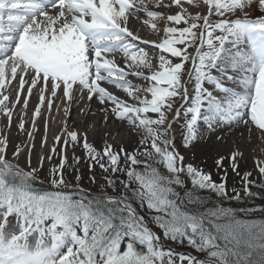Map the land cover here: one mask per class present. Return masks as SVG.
<instances>
[{"label": "snow or ice", "instance_id": "snow-or-ice-1", "mask_svg": "<svg viewBox=\"0 0 264 264\" xmlns=\"http://www.w3.org/2000/svg\"><path fill=\"white\" fill-rule=\"evenodd\" d=\"M254 10L260 13L255 23H245ZM237 33L264 36V0H0V113L6 118L0 132V264H243L245 256L251 264L264 253V222L237 218L238 212L264 213V205L248 213L223 207L226 201H264V156L250 157L248 150L264 141V66L246 85L244 101L230 105L225 135L199 143L194 128L206 96L202 79ZM205 46L198 57L197 106L182 133L183 148L195 159L186 161L183 151L165 150L169 137L162 134L176 99L186 100L181 74L189 49ZM13 80L17 86L7 89ZM29 97L36 100L31 131L24 119ZM85 97L97 111L89 105L85 115L92 122L81 124L73 109L79 112ZM65 101L62 110L57 104L61 118L44 120L37 146L41 109L51 113L54 102ZM122 133L138 140L136 146H124ZM249 158L252 168L242 169ZM229 169L237 178L230 187ZM181 174L193 188L186 201L174 187H183ZM36 182L53 194H34ZM200 191L215 197L213 208L205 207L209 201ZM137 200L155 213L167 239L187 240L205 258L154 250L159 237L134 210Z\"/></svg>", "mask_w": 264, "mask_h": 264}, {"label": "bare ground", "instance_id": "bare-ground-1", "mask_svg": "<svg viewBox=\"0 0 264 264\" xmlns=\"http://www.w3.org/2000/svg\"><path fill=\"white\" fill-rule=\"evenodd\" d=\"M248 3L251 4L252 0H248ZM51 12V10H50ZM42 19V18H41ZM144 33L142 32V35ZM148 35H151V33L149 32ZM137 47L143 48L146 51H149L150 53L153 52L155 53L157 50L151 48L150 45L147 44H138ZM195 55V51L192 53L191 56V62L194 58ZM254 60V59H253ZM220 64V62H218ZM234 70V78L233 81L231 83H233L235 85V88H231V86H228L229 81L227 80V76L224 74H220V70L218 71L217 68H215V71L210 73V76L208 78V80L210 81L209 85L204 84L203 88L206 89L207 92H209V95L207 96V102L205 105L207 106H202L203 110H204V117L202 118L199 127L196 130L197 133V142L199 143H208L210 141H212V139L214 137H216L217 135H225V129L229 128L231 125V121H232V117L229 116V113L231 111L230 105H234L236 99L239 98H244L245 95L247 93L243 92L241 87H244V82L246 78L252 77V74H254V72H256V68H255V64L254 61L253 63H246L245 60V56L243 55L240 60L237 63H234V65L231 67V69L229 71ZM27 78V77H26ZM131 78H135V77H130ZM136 79V78H135ZM134 82V80H133ZM223 82V85L218 86V85H213L212 83H216V84H221ZM136 83V82H134ZM142 81L138 80L137 84H142ZM9 84H13L16 85L17 82L16 81H10ZM27 87V85H26ZM111 89V85L108 86ZM186 89V95H188V87L185 88ZM239 89V90H238ZM231 90V91H230ZM238 90L239 94L235 93V91ZM117 92H119L120 90H116ZM1 92V91H0ZM221 92L222 93V97L221 99H224V101H226V107H225V111H224V115H225V122H226V126L224 128L223 131H218L217 127H216V121H217V116H218V100H219V95L218 93ZM34 93H35V89H34ZM25 93H21V97L23 99ZM12 97H10L11 99ZM36 103V100L29 97V107L27 109L26 114L24 115V119L26 121H28V123H26V128H28L29 131H31V113L33 110V105ZM66 101L62 104H60L59 102H54V107L52 109L51 113H48L45 109H41L42 113H43V118L39 121L37 127H36V140L34 141L37 146L39 145L40 139L42 137V133H43V123L44 120L46 119L47 116L50 115L51 116V122L50 124H52L53 118H61L60 116V112L57 111V104H59L60 109L62 110V108L64 106H66ZM80 105L82 106L81 110L79 112L76 111V107L74 106V116L75 119L77 120V122L83 124L84 122H88L91 123L92 122V117L91 115H85V113L88 112V108L89 105H91L92 111L96 112V105L95 103L89 102L87 101L86 97L82 100L79 101ZM204 104V103H202ZM229 111H227V109ZM17 109H20V105L18 104ZM17 112H15L14 116H13V123L11 125L10 130L13 132V134H15L18 130V124H17V120H18V115ZM153 116L155 114H152ZM0 116H3L2 113H0ZM121 122H116L115 125H113L112 127V131L113 134H115L117 132L116 127L120 124ZM127 121H124L123 124L126 126L127 125ZM2 129H0V132H2V130L5 127L6 124V119H3L2 122H0ZM141 132L146 131L145 129L141 128L140 129ZM21 136H25L26 134L21 132L20 133ZM123 136V143L124 146H131V147H135L136 144L138 143V140L133 139L131 137H129L127 135V133H122ZM50 138V137H49ZM176 140L173 138L172 142ZM171 142V140H170ZM249 156H264V141L261 140H257L255 142H252L249 146ZM187 154V153H186ZM187 156V155H186ZM188 157V156H187ZM245 162H249L250 165L253 166V162L252 159L249 158L246 161H243L241 163V166L244 165L243 163ZM85 184H87V181H85ZM93 188L95 187V185L92 186Z\"/></svg>", "mask_w": 264, "mask_h": 264}, {"label": "rangeland", "instance_id": "rangeland-1", "mask_svg": "<svg viewBox=\"0 0 264 264\" xmlns=\"http://www.w3.org/2000/svg\"><path fill=\"white\" fill-rule=\"evenodd\" d=\"M239 15V13H234V17L233 19L235 18V16ZM260 15V13L258 11H253L251 13V17L252 19L248 20V21H245V23H249V24H252V23H255V18ZM260 34L259 33H253V34H247V33H244V34H240V33H237L235 35H232L230 36L229 38H231L233 40V42H230L229 39L225 42L224 46H223V49L221 51V54L218 56L217 60L219 61L220 59V64H222L223 62V59L225 56H227V52L229 49H231L232 51H235V50H239L240 52H245L246 54H249L250 57L252 56L251 54H256L257 52L259 51H262L264 52V38L259 36ZM249 44L251 46H249ZM196 48H190L189 50H195ZM204 51H206V46L204 47ZM203 51V52H204ZM216 60V61H217ZM216 63V62H215ZM215 63L214 65L210 66L208 71L206 72V74L208 72H210V70L212 71L213 70V67L215 66ZM264 66V64H263ZM199 68V66H198ZM197 68V69H198ZM188 70H189V61L185 64L184 66V71L183 73L181 74V82H185V80L187 79V74H188ZM197 76H198V72L195 71L193 76H192V79L190 80L189 82V85L188 87H191L193 90H194V87H196V84L198 83V80H197ZM203 83V82H202ZM191 94H195V100H193V95L192 97H189L190 99V103H189V107H191L192 105V102L195 103L196 105V91L195 92H192ZM182 95H185L184 93H182ZM207 96H204L202 98V101L206 99ZM185 103V100H181V99H176L175 101V104H174V107L172 109V111L174 110L175 107L176 108V111L178 110V108L180 109V107ZM189 109H185L181 116V118L178 120V118H174V128H175V131H176V143H175V147L177 149L178 152L180 151H183L185 153V159L186 161H192L195 159L194 155H188L186 154L187 153V150L183 148V140H182V133L186 131V126L188 123L191 122V119H192V116L194 113H190L188 111ZM172 111L169 112L168 114V118H172L173 115H171ZM168 131L165 132L164 134L162 135H167ZM165 141H168V139L164 140ZM166 144V143H165ZM172 154H174L173 150L170 151ZM201 165L203 164H206L208 163V161L205 159V160H202L199 162ZM244 165L241 166L242 169L244 168H252V165L249 164V162H245L243 163ZM195 166V165H194ZM157 168H158V171H160L161 173H164V174H167V171L162 168L161 166L157 165ZM214 179H217L216 176H214ZM237 179L234 177L233 173L231 172V170L229 169L228 170V176H227V186H231V184L234 182V180ZM37 185L39 187H41V185L39 184V182H36ZM187 183V181H186ZM44 189H48V190H51L50 192L53 193V190L51 189V187L47 184H45L44 186ZM255 189H257V187H253ZM110 191V190H109ZM95 194V193H93ZM111 194V193H110ZM243 205H247L246 203H244ZM10 219H13L14 218H10ZM153 245V244H152ZM140 247H142L144 250L147 249V244H144V245H140ZM122 248H123V245H122ZM154 250L155 247L153 246ZM165 256H171L173 258H178V257H175L174 255H165ZM187 264H189V262L186 260L185 261Z\"/></svg>", "mask_w": 264, "mask_h": 264}, {"label": "trees", "instance_id": "trees-1", "mask_svg": "<svg viewBox=\"0 0 264 264\" xmlns=\"http://www.w3.org/2000/svg\"><path fill=\"white\" fill-rule=\"evenodd\" d=\"M176 189L179 191L180 187L177 186ZM259 191H261V190H259ZM196 194L200 195L205 200V202L209 201V203L207 204L208 206L205 205V207H207L209 209L214 207V204H215V197L214 196L210 197L206 192H198ZM245 202H250L251 203L250 207H255V206L256 207H260V206L264 205V201H261V200L256 199V198H254L252 200H246ZM239 208L240 207L237 204L235 209H239ZM238 213H237V218H239V219H240V217L238 215H240V216L246 215L244 213H240V214H238ZM247 215H248V217H246V220L251 221V218H262L264 213L255 212V213H250V214H247ZM177 244L180 245V246H184L183 241L182 242L178 241ZM188 246H189V244H188ZM190 248L192 250H195L193 247H190ZM236 264H241V261L237 260ZM243 264H249V260H248L247 256L243 257ZM251 264H264V253L257 252L252 257Z\"/></svg>", "mask_w": 264, "mask_h": 264}]
</instances>
